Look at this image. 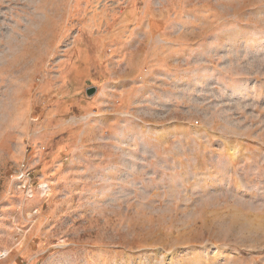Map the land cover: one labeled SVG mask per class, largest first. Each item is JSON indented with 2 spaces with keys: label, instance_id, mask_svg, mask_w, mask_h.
Masks as SVG:
<instances>
[{
  "label": "rangeland",
  "instance_id": "374dc122",
  "mask_svg": "<svg viewBox=\"0 0 264 264\" xmlns=\"http://www.w3.org/2000/svg\"><path fill=\"white\" fill-rule=\"evenodd\" d=\"M163 254L264 264V0H0V264Z\"/></svg>",
  "mask_w": 264,
  "mask_h": 264
},
{
  "label": "bare ground",
  "instance_id": "6f19581e",
  "mask_svg": "<svg viewBox=\"0 0 264 264\" xmlns=\"http://www.w3.org/2000/svg\"><path fill=\"white\" fill-rule=\"evenodd\" d=\"M166 258H167V254H163V255L161 256V260L159 261L158 264H163V263L165 262Z\"/></svg>",
  "mask_w": 264,
  "mask_h": 264
},
{
  "label": "water",
  "instance_id": "95a60500",
  "mask_svg": "<svg viewBox=\"0 0 264 264\" xmlns=\"http://www.w3.org/2000/svg\"><path fill=\"white\" fill-rule=\"evenodd\" d=\"M92 94V92H88V95H91Z\"/></svg>",
  "mask_w": 264,
  "mask_h": 264
}]
</instances>
